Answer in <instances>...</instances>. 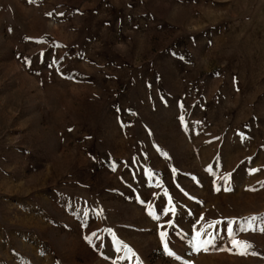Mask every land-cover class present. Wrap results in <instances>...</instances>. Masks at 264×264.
<instances>
[{
    "label": "rangeland",
    "instance_id": "1",
    "mask_svg": "<svg viewBox=\"0 0 264 264\" xmlns=\"http://www.w3.org/2000/svg\"><path fill=\"white\" fill-rule=\"evenodd\" d=\"M262 228L264 0H0V264H264Z\"/></svg>",
    "mask_w": 264,
    "mask_h": 264
},
{
    "label": "snow or ice",
    "instance_id": "2",
    "mask_svg": "<svg viewBox=\"0 0 264 264\" xmlns=\"http://www.w3.org/2000/svg\"><path fill=\"white\" fill-rule=\"evenodd\" d=\"M172 211H174V208H172ZM252 219L255 220L256 218H252ZM260 230L264 231V228H262ZM228 231H229V233H231L233 231V229L230 227L228 229ZM160 235H161V239L165 241L164 242V248H165V250L168 251V254L169 255H172L173 253L168 250V244H167V241L165 239L167 233L166 232H162V233H160ZM200 235H202V234L200 232H197V236H200ZM232 242H233V244H237V245L242 244V243L243 244H246V242H240V241H236V240H233Z\"/></svg>",
    "mask_w": 264,
    "mask_h": 264
}]
</instances>
